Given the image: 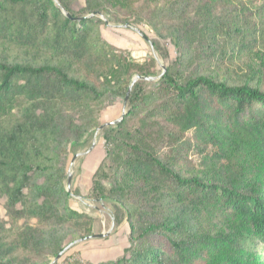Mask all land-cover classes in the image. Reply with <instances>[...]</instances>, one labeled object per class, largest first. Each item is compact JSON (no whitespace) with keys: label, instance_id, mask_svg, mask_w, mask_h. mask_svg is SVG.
I'll return each mask as SVG.
<instances>
[{"label":"trees","instance_id":"16d2710c","mask_svg":"<svg viewBox=\"0 0 264 264\" xmlns=\"http://www.w3.org/2000/svg\"><path fill=\"white\" fill-rule=\"evenodd\" d=\"M81 1L0 0V42L31 53L0 57V196L9 224L25 223L11 236L0 217V264L43 259V228L91 235L93 220L69 206L63 160L130 86L101 131L88 194L115 205L128 245L98 264H264V85L229 72L264 50V0ZM99 17L143 24L174 56L153 41L167 59L156 73L154 58L104 41Z\"/></svg>","mask_w":264,"mask_h":264},{"label":"rangeland","instance_id":"374dc122","mask_svg":"<svg viewBox=\"0 0 264 264\" xmlns=\"http://www.w3.org/2000/svg\"><path fill=\"white\" fill-rule=\"evenodd\" d=\"M81 4L82 1L77 0L74 7L79 8ZM259 4L262 5L263 10L264 3L260 1ZM99 18L103 21V24H99L98 33L104 41L119 49L128 58L139 63H143L150 57L154 58L156 73L159 70H163L167 59H163L153 49V41L158 42L163 55L167 53L169 58L174 56V51L169 42L166 39H158L143 24L132 26L115 25L108 23L109 19L107 18ZM30 56V52L0 42V57L23 61L28 60ZM260 61L263 63H260ZM229 69V72H235L237 79L242 81H261V84L264 85V50H259L255 55L243 57L236 63L233 62ZM154 79L157 80V78ZM123 104L124 102L122 103L120 99H110L99 115V127L85 136L81 147L78 149L69 147L63 160L66 171V191L67 177L69 176L70 178L68 188L70 194L69 206L76 213L85 215L93 220L91 235L84 238L79 237L74 227L40 229L39 238L42 240L41 243L43 244V253L45 255L43 259L33 261V264H63L66 260H76L91 264L110 262L119 258L127 247L128 224L125 221L115 224V205L106 199L94 201L88 197L92 187L93 175L105 155L101 131L122 117L124 112ZM76 155L79 156L74 159ZM4 203V197L0 196V217L8 223L7 226L11 236H17L20 230L24 228L25 223L20 220L17 222L16 227L13 228L6 216ZM26 224L34 228V223ZM93 236L94 238H92ZM86 238L92 239L85 240ZM56 244L64 249L59 258L53 257L50 252V248Z\"/></svg>","mask_w":264,"mask_h":264},{"label":"water","instance_id":"95a60500","mask_svg":"<svg viewBox=\"0 0 264 264\" xmlns=\"http://www.w3.org/2000/svg\"><path fill=\"white\" fill-rule=\"evenodd\" d=\"M54 2H55V0H54ZM55 4H56V2H55ZM141 80V79H143V78H139V77H136L134 80H133V82H132V84L136 81V80ZM146 80H150V79H146ZM131 84V85H132ZM130 89H131V86L129 87V89H128V92H127V96H126V98H125V101H124V106H123V109H125V106H126V101H127V97H128V95H129V93H130ZM120 120V119H119ZM119 120H117L116 122H114V123H112V124H110V125H113V124H115V123H117ZM79 155H76L75 157H74V159H76L77 157H78ZM69 176L67 177V191H68V188H69ZM92 238H94V236L92 237ZM92 238H86L85 240H88V239H92ZM81 241H83V240H81ZM61 254H59L58 255V257L57 258H59V256H60Z\"/></svg>","mask_w":264,"mask_h":264}]
</instances>
